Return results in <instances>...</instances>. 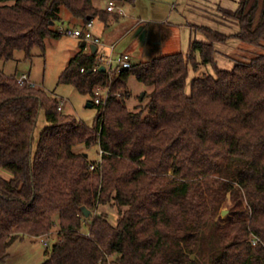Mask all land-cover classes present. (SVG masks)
Listing matches in <instances>:
<instances>
[{"label":"trees","instance_id":"1","mask_svg":"<svg viewBox=\"0 0 264 264\" xmlns=\"http://www.w3.org/2000/svg\"><path fill=\"white\" fill-rule=\"evenodd\" d=\"M61 7L81 27L108 14L94 0H0V60L44 52L63 34L52 28ZM221 12L236 33L191 25L208 41L128 69L101 71L82 41L58 83L90 95L92 125L0 71V264L14 241L55 226L41 264H264V54L224 69L215 49L262 43L264 0ZM130 76L150 88L139 111L126 106ZM97 87L110 90L104 106L93 104ZM95 145L100 162L89 159Z\"/></svg>","mask_w":264,"mask_h":264},{"label":"rangeland","instance_id":"2","mask_svg":"<svg viewBox=\"0 0 264 264\" xmlns=\"http://www.w3.org/2000/svg\"><path fill=\"white\" fill-rule=\"evenodd\" d=\"M134 15L137 16L138 14ZM60 17V21L54 24L52 28L57 32L63 33L61 37L46 38L44 52L40 48L35 47L31 52V57L28 59H25L22 51H16L13 60L8 62L0 60V71L16 77L27 74L36 87L41 88L60 103L62 102V112L74 115L86 125H92L97 115V108L87 106L90 101V95L79 93L72 85L58 83V78L63 69L67 66L69 60L80 51L82 44V40L79 38L65 33L66 30H74L76 27H81V20L74 18L63 7L60 10ZM130 36L128 37L129 39H125L123 44L117 46L116 53L128 52L132 63L144 61L137 48H130L129 44L132 37ZM105 41L108 42L109 40L105 39ZM178 45L179 43L176 41L167 43L161 55L181 52L182 50ZM237 45V47L230 46L231 51L228 53L227 61L224 62L226 65L220 64V67L231 69L236 62L249 61L258 55L264 54V41L258 46L243 43ZM100 49L98 50L99 52ZM86 51L88 50L86 49ZM104 63L103 61L102 64L104 65ZM115 68L116 63L113 64V69ZM211 71L210 67H202L199 73ZM127 87L130 96L125 100L126 106L129 110L139 111L146 102V100L142 99L144 98V92H148L150 88L138 82L134 76L129 77ZM39 124L40 131L44 124L42 114ZM81 149L83 148L79 147L77 150ZM87 151L91 161L99 158L97 145ZM106 210L109 212L111 221L114 222L117 218L116 213L108 208ZM228 214L229 210L227 207H223L220 211V217L225 218ZM57 230V226H55L49 234L42 238L25 236L23 239L14 241L8 249L9 258L6 264H41L46 259L47 249H50L57 240ZM43 241L47 244H44Z\"/></svg>","mask_w":264,"mask_h":264},{"label":"crops","instance_id":"3","mask_svg":"<svg viewBox=\"0 0 264 264\" xmlns=\"http://www.w3.org/2000/svg\"><path fill=\"white\" fill-rule=\"evenodd\" d=\"M108 1L94 0V5L106 10ZM237 1L134 0L133 3L120 4L124 15L108 12L104 20L94 19L93 34L101 41L98 46V50L101 48L100 53L111 58L122 53L129 54L128 52L116 53V48L131 35L130 48H137L143 60L147 61L161 56L163 48L171 41L179 43L181 52H186L194 39L207 42L205 35L191 25L208 27L224 34L236 33L238 31L236 23L224 17L221 8L235 10ZM237 44L239 42L235 40H229L223 45L215 44L218 66L226 65L224 62L227 61L228 53L231 51L230 46L237 47ZM103 61L105 63L102 65L106 69L107 62Z\"/></svg>","mask_w":264,"mask_h":264},{"label":"built area","instance_id":"4","mask_svg":"<svg viewBox=\"0 0 264 264\" xmlns=\"http://www.w3.org/2000/svg\"><path fill=\"white\" fill-rule=\"evenodd\" d=\"M106 10L108 12H115L118 14H123L124 11L121 5L117 4L113 0H109L107 2ZM65 33L68 35H71L73 37L79 38L80 40L84 41L87 43L88 48L89 45H96L98 50V46L101 44V41L98 37H96L93 34V20L88 21L86 24L83 25V27L75 28L74 30H66ZM100 60L101 62L105 60L107 62L108 67L106 69H111L113 68V64L116 63V68L118 70H123V69H128L132 66V61L130 59V55L127 53H122L119 54L113 58L104 56L103 54L100 53ZM97 68H94L96 70ZM83 71V70H82ZM24 82H29L31 86H35L33 82H31L30 78L28 77L27 74H22L18 78V83L23 84ZM110 90L109 88H104V87H97L94 96H93V104L95 106H101L105 105L108 96H109ZM59 111H62V102L60 103V106L58 107ZM101 153V151H100ZM100 162V158L97 160ZM95 168L94 164L90 165V169L93 170ZM43 240V239H42ZM44 244H47L45 241H43Z\"/></svg>","mask_w":264,"mask_h":264},{"label":"water","instance_id":"5","mask_svg":"<svg viewBox=\"0 0 264 264\" xmlns=\"http://www.w3.org/2000/svg\"><path fill=\"white\" fill-rule=\"evenodd\" d=\"M89 49H90L91 53H94L96 51V49H97V46L96 45H93V44L92 45H89ZM100 70L101 71H104L105 70V67L103 65L100 66ZM87 106L91 107V104L88 103ZM82 211L84 212V214H85L86 217L89 216L90 211L88 209L82 207Z\"/></svg>","mask_w":264,"mask_h":264}]
</instances>
